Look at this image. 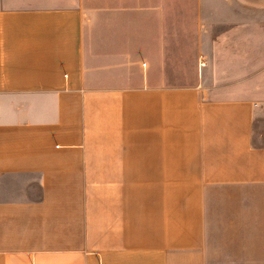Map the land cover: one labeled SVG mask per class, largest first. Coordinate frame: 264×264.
I'll list each match as a JSON object with an SVG mask.
<instances>
[{
    "label": "crops",
    "instance_id": "1",
    "mask_svg": "<svg viewBox=\"0 0 264 264\" xmlns=\"http://www.w3.org/2000/svg\"><path fill=\"white\" fill-rule=\"evenodd\" d=\"M226 0H0V264H264V17ZM254 211V212H251Z\"/></svg>",
    "mask_w": 264,
    "mask_h": 264
},
{
    "label": "rangeland",
    "instance_id": "2",
    "mask_svg": "<svg viewBox=\"0 0 264 264\" xmlns=\"http://www.w3.org/2000/svg\"><path fill=\"white\" fill-rule=\"evenodd\" d=\"M226 3L249 6L251 17L260 19L264 17V0H226ZM232 239L235 244H244L250 248L251 263L247 262L243 264H257V261H254V256H257L254 250L259 244V232H234Z\"/></svg>",
    "mask_w": 264,
    "mask_h": 264
}]
</instances>
